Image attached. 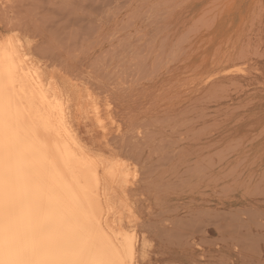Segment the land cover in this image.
Listing matches in <instances>:
<instances>
[{"label":"rangeland","instance_id":"1","mask_svg":"<svg viewBox=\"0 0 264 264\" xmlns=\"http://www.w3.org/2000/svg\"><path fill=\"white\" fill-rule=\"evenodd\" d=\"M93 1L84 0V6L88 7L83 6V15L87 18L83 30L88 29L86 32L90 34L93 31L90 29H94L92 26L96 24L97 19H103L104 22L101 20L100 27H97L99 22L96 24L97 30L95 28L96 31L88 35L89 38L85 35L89 41L83 39V31L79 32L81 38L78 37V40L84 41L80 44L81 48L73 43L68 46L72 35L70 30H67L63 34L64 56L75 60L80 53L77 50L82 51V60L87 66L85 68L92 70H86L91 74L89 79L108 84L107 87L117 92V97H124L119 99L118 108L114 110L115 119L122 125V129L116 134V127L114 128L109 136L110 147L104 139L99 123L90 121L86 115L79 117L76 111L73 117L76 123L79 117L80 137L93 154L112 163L125 153V162L138 164L139 173L135 176L137 179L134 177L133 167H130L133 177L129 176V183L127 186L123 185L129 190V193H126L128 196L121 198L123 192L119 195L121 187L117 186L114 204L118 207L127 204L133 209V214H130L131 211H125L123 226L127 232L136 231L143 240L139 264H264V0H95L97 5ZM93 11L98 14H93ZM38 16L36 19L41 17L43 21L44 14ZM48 18L43 17L45 22ZM7 32L2 25L0 37L2 33L8 34ZM54 33L53 36L50 35L52 38L56 37ZM112 34H116V37L111 36ZM108 36L112 38L109 39ZM122 45L127 48L126 51L131 48V54V50L142 48V52H139H144L142 55L145 63L144 60H137V50L133 52L138 53V56L135 55L138 58L131 61V56L125 54ZM116 47H120L118 50L121 51L116 53ZM172 50H177L179 57L175 56ZM169 51L174 55H171L174 60L178 58L176 63L171 61V57L166 61ZM118 53L119 58L127 56L119 60ZM149 56L151 59H148ZM100 57L102 59H99ZM95 58L99 63H96ZM128 59L135 64L142 62L144 65L151 60L152 63L147 66L148 71L142 73L145 75L142 82V77L139 78L142 75L137 77L140 69L133 63L136 66L134 69L130 61L127 62ZM123 61L125 63L122 64ZM106 62L109 68H103L101 74L99 69L102 70ZM100 63L103 66L98 68ZM150 64L152 68H149ZM229 68L234 73L228 71ZM119 69H124L122 74L117 73ZM144 69L146 68L142 70ZM107 71H112L110 73L114 77H109L110 73ZM127 71L132 72L131 75H126ZM153 71L161 72L151 77ZM147 72L151 73V76L147 74L146 77ZM119 75L122 76L120 83H126L121 88V84L116 83ZM125 76L133 80L130 81V78ZM106 78L110 80L107 81ZM113 80H116L118 86L113 84ZM205 80L208 82L204 83ZM116 87L120 89H115ZM129 88L131 90L126 92ZM147 91L149 93H146ZM131 93L133 94L130 95ZM136 94H145V97L139 96L138 100ZM129 97L133 100H129ZM139 101L141 102L138 103ZM126 103H129V107ZM128 109L132 110L130 115L131 110ZM107 116L105 115V118H108L109 122ZM165 119L167 123L164 125ZM146 120H151L150 124ZM145 121L148 124L144 125ZM153 132L160 134L155 137ZM138 140L143 141V144ZM133 141H138V145H134ZM115 144H119L118 147ZM139 147H143L142 150ZM139 153L142 156H137ZM138 157H141L140 161ZM153 161L157 166H153ZM153 167H156V171ZM149 168L153 171L147 176ZM134 178L136 181H133ZM224 213L233 215L223 216ZM234 213L240 216V221L236 216L237 219L229 224L228 222L234 220H231ZM213 215L216 216L215 219L219 218L218 222H215ZM242 219L245 222L241 221ZM210 220L215 224H209ZM240 224H248V227H242ZM231 225L234 227L231 228ZM199 228L204 229V233L202 230L198 231ZM172 232L175 237L171 236ZM223 237L226 242L222 240ZM229 237L233 239L232 242ZM247 237L252 240L249 242ZM174 238L180 239L181 243ZM245 245L249 247H246L248 251L242 250Z\"/></svg>","mask_w":264,"mask_h":264},{"label":"bare ground","instance_id":"2","mask_svg":"<svg viewBox=\"0 0 264 264\" xmlns=\"http://www.w3.org/2000/svg\"><path fill=\"white\" fill-rule=\"evenodd\" d=\"M93 2L97 5L95 0ZM83 6L84 0H0V28L3 25L8 31V34L5 35L2 33L0 37V264H139L140 261L143 240L136 231L134 233L127 232L123 226L125 211H131L130 214H133V209L127 204H125L124 207H118L114 204L117 195L115 188L117 186L121 187L119 195L121 191L123 192V194L121 193L120 195L121 198H126L128 196L126 193H129V190L123 187V185L127 186L126 184L129 183L128 178L132 175L130 173V167L134 169H132L134 171V177L137 176L139 173L137 169L138 164L136 162L130 164L125 162L127 159V157L123 155L125 153L122 154L121 158L119 157L118 160L112 163L106 162L103 157L97 156L89 150L83 143L78 130L80 126L79 117L86 115L90 121L99 123L104 139L107 145L110 146L111 138H109V136L112 135L114 128L116 127L117 129L114 130L115 133L120 132L122 129V125L115 119L114 110L118 108L119 101L124 98L122 97L120 99V96L117 97V92L107 87L108 84L104 85L102 82H99V80L97 81V79H89L91 74L86 70L89 69L90 71V68H85L87 66L84 65L85 62L82 60V51L77 50V52L80 53L75 60L64 56L63 34H65L67 30H70V34L72 35L68 46L71 45L70 43H73L75 46L81 48L80 44L84 43V41L81 40L89 38L88 35L93 33L98 22L99 25H97V27H100L102 21L104 22L103 19H101L102 21H98L97 19V22H95L96 24L92 26L94 29L89 28L90 31H93L87 34L86 31L88 29H86V31L83 30L85 20L87 19L83 15V9L88 6H84L85 8H83ZM93 10L95 11V9ZM94 11L93 14L96 13ZM41 14H44L46 18L47 16L49 17L46 19L47 22L44 21V16H42L43 21H41V17L40 19H36L37 16ZM97 14L98 13H96V15ZM96 17L97 16H95V18ZM80 31L84 32V37L79 41L78 37ZM52 33H54L56 37L52 38L50 36ZM85 35H87L86 37L88 38H85ZM111 36L116 37V34H112ZM108 37L109 39L112 38L110 36ZM72 39H74V41H72ZM87 41H89V39ZM87 41H85V43ZM113 46L115 48V45ZM119 48H117V50L115 49L116 53L121 51V49L118 50ZM125 49L127 48L123 46L122 50L124 51ZM129 49L128 51L125 50V54L132 58L135 55L138 56V53H134L137 49H133L134 52L131 50L134 55L129 53ZM139 50L142 52V48L140 49L139 47L137 51L139 52ZM150 50H152V48ZM84 51L85 50H83V52ZM172 51L174 55L179 53L177 50L176 52L175 50ZM140 52L139 58L135 56L132 60V58L129 57L130 60L134 61L136 60L135 58H138L137 60L141 59L143 62L144 52L142 53L143 55ZM162 53L163 50L161 51V55ZM173 54L172 52L170 54L169 51L167 53L168 56L165 55L167 56L166 61ZM127 55L123 56V58H119L118 53L117 57L119 60H123ZM146 56L147 55H145V59L147 61ZM158 56L160 55H157V57ZM175 56H178V54ZM96 58L98 59V57ZM97 59L96 63H99ZM99 59H102V57ZM148 59H151L150 56ZM170 59L171 61L174 60L173 57ZM130 60L128 59L127 62ZM175 60H178V58H175ZM131 61L129 63H131L134 69L136 67L135 65H137V68L142 71L140 73L138 70L139 74L137 76L139 77L140 74L142 75L139 77H142L140 79V82H142V79L145 77L142 73L148 71L147 66H149L148 64L151 60L149 63H147V61L146 65L143 64L145 60L143 63L139 61L141 63L136 64ZM174 61L172 62L174 63ZM176 62L177 61H175V63ZM101 63L98 68L103 66ZM107 63L108 62H106V64L104 63L105 67H102V70L99 69L100 73L104 70L103 68L109 66ZM121 63L123 64L125 61ZM90 64H88V66H90ZM93 64H95L94 59ZM140 64H143V66H139ZM93 66L96 67L95 65ZM93 66L91 69L94 68ZM144 67L146 69L142 70ZM152 67L153 66L149 68ZM115 68H113V70ZM154 68H156V66ZM128 69L130 70L129 67ZM122 70L124 69H121V71L119 69V72L116 70V72L122 74ZM228 71H230V68ZM240 71L244 72V70ZM107 72L110 73L112 71ZM243 72L240 73L244 74L246 71ZM128 73L127 71L125 74L127 75ZM131 73L129 74L131 75ZM148 73L149 72H147L146 75ZM159 73L153 71L152 74L150 73L152 76L150 74L148 75L153 77V74L155 76ZM219 73H221V71ZM148 75L146 77H148ZM159 76H161V74ZM109 77L113 78L114 76L110 73ZM121 77L122 76H120L117 81L115 80L116 83L121 82ZM125 77L130 78L128 76ZM209 77L210 80L211 76ZM190 78L193 79V77ZM131 79L133 80V78H130V81ZM106 80L108 81L110 78H106ZM115 81L113 80V84L118 86ZM127 81L128 79L125 80V82ZM206 81L208 82V80H205L204 83H206ZM135 83L136 82H134V85ZM120 84L121 86L119 87L121 88L124 87L126 83L123 84L122 82ZM120 88L116 87L115 89ZM142 89L144 90V88ZM128 90L131 89H127L126 92ZM162 90L164 89L162 88ZM146 93L149 92L147 91ZM132 94L133 93L130 95ZM145 94L139 96L145 97ZM135 96L139 100L140 97L137 94ZM130 99L129 97V100ZM131 100H133V98ZM131 102L133 103V101ZM140 102L141 101L138 103ZM127 104L129 103H126V105ZM127 106L129 107V105ZM128 110L126 111L129 113L131 109ZM75 111L79 115L77 123L75 122L76 119L73 117ZM131 113L132 110L129 115ZM143 113L145 114L146 112ZM105 115H108L107 117L110 119L109 122H107L108 118L106 119ZM164 122L165 125L167 123L166 119ZM145 124L148 123L146 122L144 125ZM155 124H158V122ZM142 127L144 126L142 125ZM139 132L141 131L139 130ZM158 133L160 134V132H157V134ZM138 134L137 136L140 137ZM153 134L155 135L156 133L153 132ZM137 136L135 135V137ZM153 139L154 137L152 140ZM128 140L132 139L128 138ZM141 140L138 141L142 143L143 141L141 142ZM124 141H122V143H124ZM137 142H135L134 145ZM144 143L146 144L145 141ZM147 143L149 144L150 142ZM155 144H158V142H155ZM118 145L116 146L118 147ZM158 145H160V143ZM170 145H172V143ZM153 146L155 147L154 144ZM143 147H139L140 150H142L141 148ZM152 149L153 148H151V150ZM154 150L156 149L154 148L153 151ZM137 152L141 153L142 151H136V153ZM140 153L137 154V156H142ZM146 156L144 159H146ZM135 158L137 157L135 156ZM140 158L138 157L139 161ZM155 162L157 163L156 160ZM153 163L154 161L152 164ZM154 164L153 166H157V164ZM155 168L156 167H153L156 171ZM152 171L150 170L148 172L147 170V176H149V173L152 174ZM134 179L133 181H136L137 178ZM182 181L184 182V180ZM207 182L209 183V181ZM222 188L224 190V187ZM125 200L127 201V199ZM223 212L224 211H222V213ZM245 213L247 214V212ZM256 213H258V211ZM224 214L223 216L233 215L229 213ZM203 215L204 214H202V216ZM216 216H218L217 213ZM216 216L213 215L214 219ZM236 216L238 215L234 213V218H231V220H234L228 223L234 222L237 219ZM238 217L240 221V216ZM217 219H215V222ZM189 220L192 221L193 219ZM210 221L211 223L209 224L214 223L212 220ZM241 221L244 220L242 219ZM255 223H257V221ZM148 225L149 224H147V226ZM258 225H260L259 222ZM232 226L233 225H231V228ZM241 226L243 227L244 225ZM245 226L248 227V224ZM221 227L223 226L221 225ZM177 228L178 230L180 229L178 226ZM186 229L190 228L186 227ZM203 230L204 229H200L198 231L204 233ZM173 232L175 233V231ZM171 236H174V234ZM178 238H180V235ZM178 238H174V240L176 239L181 243ZM223 239L224 237L222 240ZM225 240L226 238L223 241ZM250 240H252V238H249V242ZM230 241L232 242L233 239ZM254 241L253 239V242ZM250 244L252 246L253 244L255 245V243ZM246 245L242 250L246 249ZM253 249L255 250L256 247ZM246 251L248 250L246 249ZM243 259L245 260V257Z\"/></svg>","mask_w":264,"mask_h":264}]
</instances>
